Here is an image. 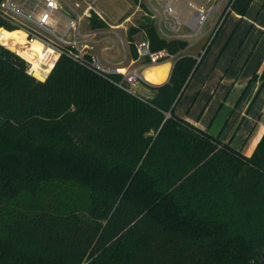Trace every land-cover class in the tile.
Wrapping results in <instances>:
<instances>
[{
	"label": "trees",
	"instance_id": "1",
	"mask_svg": "<svg viewBox=\"0 0 264 264\" xmlns=\"http://www.w3.org/2000/svg\"><path fill=\"white\" fill-rule=\"evenodd\" d=\"M252 1L234 0L228 12L243 15ZM91 26L107 27L96 17ZM140 33L151 52L176 56L149 99L66 55L38 81L0 44V264H258L264 256V134L245 157L178 118L201 54H183L189 43L161 37L146 17L127 31L132 59Z\"/></svg>",
	"mask_w": 264,
	"mask_h": 264
},
{
	"label": "crops",
	"instance_id": "2",
	"mask_svg": "<svg viewBox=\"0 0 264 264\" xmlns=\"http://www.w3.org/2000/svg\"><path fill=\"white\" fill-rule=\"evenodd\" d=\"M215 1L218 5L216 10H220L219 21L223 17L224 20L215 34L210 30L198 39H185L189 46L183 54L196 57L203 53L197 67L201 72L184 105L178 108L190 81L173 112L197 129L229 143L243 156L250 157L264 134V79L261 78L264 71V0H253L243 15L226 12L224 8L228 0ZM124 2L127 7L124 10L118 8L121 11L118 19L125 21L131 19L138 9L127 14L132 4L130 0ZM103 22L110 25L104 17ZM106 49L109 48L104 47L103 52ZM123 52V60L106 62L109 65L120 64L128 70H139L143 82L133 86V93L144 99L152 98L154 92L148 86L168 80L176 56L169 55L160 63L146 64L141 59H132L125 50ZM197 69L195 75L198 74ZM163 71H166V76L162 81H151V76Z\"/></svg>",
	"mask_w": 264,
	"mask_h": 264
},
{
	"label": "built area",
	"instance_id": "3",
	"mask_svg": "<svg viewBox=\"0 0 264 264\" xmlns=\"http://www.w3.org/2000/svg\"><path fill=\"white\" fill-rule=\"evenodd\" d=\"M81 1L84 2L83 6L73 0H0V22L13 26L14 31L23 35L21 49L28 53L26 56L21 55L16 50L17 44L13 51L27 62L31 75L36 67L46 78L58 58L66 55L96 74L108 78L118 88L133 93L131 88L143 82L139 70H128L120 64L105 66L98 55L90 52L95 37L109 32L118 37L116 31L120 25L106 24V30L92 28L91 20L96 17L103 21V17L95 8L96 0ZM196 1L198 0H146L143 11L161 37L185 40L197 37L216 11L214 5L204 8L198 6ZM211 1L215 2L206 0ZM233 1H227L226 12L230 10ZM137 9L140 10L139 7ZM125 21H130V18ZM84 22L88 23V29H83ZM0 30L5 29L0 27ZM118 39L123 47L121 38ZM111 41L114 46L115 41L112 38ZM33 43L40 45L39 52L30 50ZM0 44L8 47L1 41ZM135 46L137 59H148L146 64H156L158 60L168 57L165 51L151 52L145 37L138 39ZM113 75L120 76L119 80H112Z\"/></svg>",
	"mask_w": 264,
	"mask_h": 264
},
{
	"label": "rangeland",
	"instance_id": "4",
	"mask_svg": "<svg viewBox=\"0 0 264 264\" xmlns=\"http://www.w3.org/2000/svg\"><path fill=\"white\" fill-rule=\"evenodd\" d=\"M73 1H78L81 4V6L84 5V2L81 1V0H73ZM145 1L146 0H132V1L130 0V2L132 4V7L130 9H127V14L132 13L135 10V8L137 9L138 7H139L140 10H138V12H136V14L130 19V21H124V20H121L120 18L118 19L119 15H120V12H121V11L118 10V8H120V10H124L127 7V4H125L124 0H96L95 8L102 13V15H103L104 19L106 20V22L108 24L112 25V26L120 25V28L117 29L116 32L118 33V37L121 38V41H122V44H123V47H122L121 46V42H119L118 37L116 35L110 33V32L102 34V35H98L97 37H95V43H93V47L90 50V52L92 54L98 55L99 59H100V61H101V63L103 65L109 66V63H107L106 60L108 62H116V61H119V60H123L124 59V52H123L124 50L126 52H128V54H129L127 37H126L127 36L126 31L130 27L138 25V23L140 21H142L144 18H146L145 14H144V11H143L144 6H145ZM216 2L217 1L201 3L199 0L196 1L198 6H202L204 8H207L208 6L214 5L216 7V9H217L218 5L216 4ZM143 3H144V5H143ZM226 6L227 5H225L224 10H227ZM219 11L220 10H216L213 13V15L211 16L210 20L205 24L203 30L201 31V33L197 37H200L201 35H203L204 33H206L207 31H210V30L212 31V33L215 34L216 30L220 27L221 23L224 20V17H223L219 21V18H218L219 17ZM88 27H89L88 23L84 22L83 23V29H88ZM104 30H106V29H104ZM183 30L186 31L185 29H183ZM5 31H7V30H5ZM10 32H12V31H10ZM219 37L220 36H218V39H217L216 43L218 42ZM111 38L115 41V45L113 47H112ZM143 38H144V36H143L142 33L137 34L136 36H134L135 42H137L138 39L140 40V39H143ZM20 40H22L21 37H19V41ZM2 41H3V39L1 40V42ZM15 41L17 42L18 40L16 39ZM216 43H215V45H216ZM104 47H108L109 49H106L103 52ZM6 48H8L10 51L14 52L13 49L10 48V46H8ZM204 51H205V49H204ZM201 54H203V53H201ZM141 62L143 63V60H141ZM197 70H198L197 71L198 74L197 75H195V74L193 75V77L190 80V84H189L188 88L186 89V91L184 93V97L182 98V100L178 104V108H180V109H181V106L184 105V102H185L187 96L189 94H191L192 90H194L196 85H197V78L199 76V73L201 72V69H200V71H199V69H197ZM131 89H132V91H134V87H132ZM221 142L222 143H226L224 141H221ZM81 196H82V194H81Z\"/></svg>",
	"mask_w": 264,
	"mask_h": 264
},
{
	"label": "bare ground",
	"instance_id": "5",
	"mask_svg": "<svg viewBox=\"0 0 264 264\" xmlns=\"http://www.w3.org/2000/svg\"><path fill=\"white\" fill-rule=\"evenodd\" d=\"M19 37L22 38V40L19 41ZM3 39V44L7 45V46H10V48H12L13 50L15 49V44L16 45V50L23 56H26V54L28 53L27 51L25 50H22L21 49V45L24 43L23 41V35L18 32V31H12V32H8V31H5V30H0V41ZM18 40L17 42L15 40ZM41 49L40 45L38 43H33L31 44V49L30 50H33L35 52H39ZM35 70V74L38 76V77H42L41 74H40V71L38 68H34ZM166 76V71H163L162 73H159L157 76H151V81L153 82H159V81H162L164 79V77Z\"/></svg>",
	"mask_w": 264,
	"mask_h": 264
},
{
	"label": "water",
	"instance_id": "6",
	"mask_svg": "<svg viewBox=\"0 0 264 264\" xmlns=\"http://www.w3.org/2000/svg\"><path fill=\"white\" fill-rule=\"evenodd\" d=\"M32 76H33L36 80L41 81V82H43V81L46 80V78H44L42 75H41V76H42L41 78L38 77V76L35 74V71L32 73ZM258 264H264V256H262V258L260 259V261H259Z\"/></svg>",
	"mask_w": 264,
	"mask_h": 264
}]
</instances>
